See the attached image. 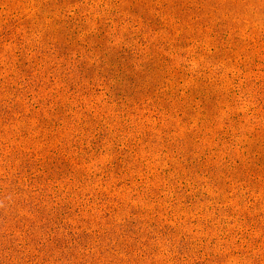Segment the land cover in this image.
<instances>
[{"label":"rangeland","instance_id":"374dc122","mask_svg":"<svg viewBox=\"0 0 264 264\" xmlns=\"http://www.w3.org/2000/svg\"><path fill=\"white\" fill-rule=\"evenodd\" d=\"M0 264H264V0H0Z\"/></svg>","mask_w":264,"mask_h":264}]
</instances>
